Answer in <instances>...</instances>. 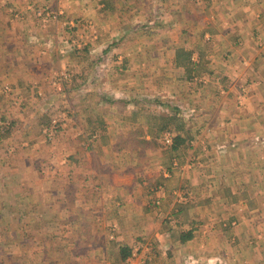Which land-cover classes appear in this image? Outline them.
Masks as SVG:
<instances>
[{
  "label": "rangeland",
  "instance_id": "374dc122",
  "mask_svg": "<svg viewBox=\"0 0 264 264\" xmlns=\"http://www.w3.org/2000/svg\"><path fill=\"white\" fill-rule=\"evenodd\" d=\"M228 12L0 0V264H264V37L222 39Z\"/></svg>",
  "mask_w": 264,
  "mask_h": 264
},
{
  "label": "crops",
  "instance_id": "0c3cea01",
  "mask_svg": "<svg viewBox=\"0 0 264 264\" xmlns=\"http://www.w3.org/2000/svg\"><path fill=\"white\" fill-rule=\"evenodd\" d=\"M223 4H224V8H226V11L227 9H229V12L221 14L223 20H225L228 23L227 30L221 33L223 34L222 39L233 38L237 35L250 37V39H252L251 38L252 36L264 37V0H223ZM250 44L252 47L251 49H250ZM232 51L237 52L235 56V58L237 57V63L239 64L240 68L245 69L247 73H249V69H252L250 68V65L256 67L258 62H262V61H258L257 60L258 58L255 59L257 55L256 53L254 54L251 53L254 52L252 40L245 42L244 45L239 48H233ZM246 58H250L251 61L250 62L248 60L246 61ZM173 67L174 69H176V72H179V75L177 76L183 78L182 76V74L184 73L183 69H180V66L178 65H174ZM242 71L243 70H241V72ZM226 72L229 75L228 77L231 79L232 74L228 73L227 70ZM243 75L244 74L242 72L241 77H243ZM179 81L181 80H178L177 82ZM19 99L14 98V101L10 103L11 106L9 107V109L14 104V107L12 108L15 111L11 110L12 115L15 114L16 116H19L17 114L18 109L16 107V103H14ZM214 109L215 110L213 112H216L217 108ZM226 112L230 119L229 122L226 121V122L214 123L213 131L219 137H223V139L222 138L217 139L219 142L222 141L230 145L229 150L233 152L235 155L241 157L242 149L243 151L245 149L244 146L245 140L249 139V136L251 134L248 132L251 130H247V126L245 125V119L243 118L241 113L242 110L236 111V109H226ZM187 128H193V127H187ZM187 130H191V129H187ZM179 132H183V130ZM12 177L17 181L23 180L22 179L23 175L19 173L15 175L12 174Z\"/></svg>",
  "mask_w": 264,
  "mask_h": 264
},
{
  "label": "trees",
  "instance_id": "16d2710c",
  "mask_svg": "<svg viewBox=\"0 0 264 264\" xmlns=\"http://www.w3.org/2000/svg\"><path fill=\"white\" fill-rule=\"evenodd\" d=\"M188 234V233H187Z\"/></svg>",
  "mask_w": 264,
  "mask_h": 264
}]
</instances>
